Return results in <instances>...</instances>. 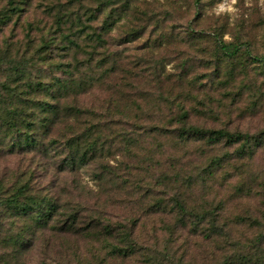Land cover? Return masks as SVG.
<instances>
[{"label":"rangeland","instance_id":"obj_1","mask_svg":"<svg viewBox=\"0 0 264 264\" xmlns=\"http://www.w3.org/2000/svg\"><path fill=\"white\" fill-rule=\"evenodd\" d=\"M9 1L0 0V17L11 16L0 23V104L55 101L29 82L86 83L59 98L71 115L63 109L44 138L58 150L0 152L7 189L26 182L59 205L23 251L2 232L5 262L264 264V0ZM220 42L239 45L233 67ZM88 126L110 149L64 168L59 151ZM192 127L250 140L182 141L180 128ZM70 212L72 228L59 229ZM124 232L135 243L125 257L111 251L128 245Z\"/></svg>","mask_w":264,"mask_h":264},{"label":"trees","instance_id":"obj_2","mask_svg":"<svg viewBox=\"0 0 264 264\" xmlns=\"http://www.w3.org/2000/svg\"><path fill=\"white\" fill-rule=\"evenodd\" d=\"M12 4V0H10V10L16 9ZM10 17L9 13H3L0 17V23L5 24ZM53 39L52 37L49 43H52ZM218 48L222 59L233 67L239 56V45L233 42H220ZM69 76L68 79L63 81L56 79L52 82L39 81L34 84L29 82L28 87L32 92H45L47 95L54 97V102L26 97L23 98L24 101L22 102L25 105H19L2 100L3 103L0 104V152L5 149L8 152L21 153H38L40 151L43 152V155H48L50 149L53 151L58 150V148L46 145L44 138L49 134L50 126L56 123V118L59 115L61 116L64 110L67 113L66 115H71V110L60 107L59 98L63 97L66 92L75 95L81 93L84 90V83H86L82 79L75 80L72 78V74H69ZM16 95L20 100L21 95ZM75 112L80 114L81 110L75 109ZM185 117L186 114H181L180 121ZM90 126L80 135L76 134L73 139L63 144L64 148L59 152L65 153L67 151L66 157L61 161L64 168L75 171L90 163L91 160L101 157L106 150L110 149V146L105 148L99 138L93 136L94 130ZM178 135L182 141L194 136L209 143L225 141L228 146L235 145L240 141L248 143L250 140L247 134L232 133L226 129L180 128ZM237 151L240 153V147ZM126 152L130 153L131 149L128 148ZM223 161L224 159L213 158L214 166L212 165V167H219ZM210 173L213 174V171L211 170ZM176 205L181 212H187L179 200L176 201ZM58 208V202L53 197L48 194L42 197L37 193H31L30 185L26 182L16 184L10 189H7L4 183L0 182V235H2V232L9 234L8 237L4 234L1 238L7 243L4 245H13L15 251H23L29 248L31 246L29 243L33 241L37 231L44 229L55 216H58ZM197 217L200 216L197 215ZM75 220L76 214L70 212L59 229H71ZM124 235L128 239V245L125 248L114 246L111 251L125 257L135 250V243L131 239V232H124ZM1 261L8 264L5 262L7 261L5 253L0 254ZM41 264L48 263L43 262Z\"/></svg>","mask_w":264,"mask_h":264}]
</instances>
